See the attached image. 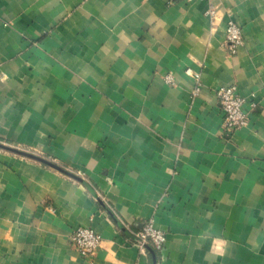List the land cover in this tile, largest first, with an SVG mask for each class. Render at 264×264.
<instances>
[{
  "label": "crops",
  "instance_id": "1",
  "mask_svg": "<svg viewBox=\"0 0 264 264\" xmlns=\"http://www.w3.org/2000/svg\"><path fill=\"white\" fill-rule=\"evenodd\" d=\"M0 264H264V0H0Z\"/></svg>",
  "mask_w": 264,
  "mask_h": 264
},
{
  "label": "built area",
  "instance_id": "2",
  "mask_svg": "<svg viewBox=\"0 0 264 264\" xmlns=\"http://www.w3.org/2000/svg\"><path fill=\"white\" fill-rule=\"evenodd\" d=\"M191 1V0H188ZM210 15L214 16L215 10L211 8ZM244 43L242 27L233 20H229L226 25L225 44L231 54ZM188 74L191 71L187 70ZM167 82H172V76H166ZM200 86L197 83L194 93L198 94ZM219 105L224 113V126L229 130H236L249 121V110L246 108L247 99L238 92L235 84L221 86L216 90ZM255 102L250 103V107L255 106ZM140 241L141 249L151 247L155 250H162L167 241V234L155 226L154 219L147 220L142 228L134 233ZM73 246L84 256H92L101 247L102 237L93 227H79L71 235Z\"/></svg>",
  "mask_w": 264,
  "mask_h": 264
},
{
  "label": "trees",
  "instance_id": "3",
  "mask_svg": "<svg viewBox=\"0 0 264 264\" xmlns=\"http://www.w3.org/2000/svg\"><path fill=\"white\" fill-rule=\"evenodd\" d=\"M148 248H151V247H148Z\"/></svg>",
  "mask_w": 264,
  "mask_h": 264
}]
</instances>
